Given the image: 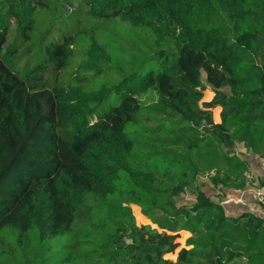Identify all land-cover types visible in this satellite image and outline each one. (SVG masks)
<instances>
[{
	"label": "trees",
	"instance_id": "obj_1",
	"mask_svg": "<svg viewBox=\"0 0 264 264\" xmlns=\"http://www.w3.org/2000/svg\"><path fill=\"white\" fill-rule=\"evenodd\" d=\"M244 153L264 0H0V264H264V219L213 194L246 187Z\"/></svg>",
	"mask_w": 264,
	"mask_h": 264
},
{
	"label": "rangeland",
	"instance_id": "obj_2",
	"mask_svg": "<svg viewBox=\"0 0 264 264\" xmlns=\"http://www.w3.org/2000/svg\"><path fill=\"white\" fill-rule=\"evenodd\" d=\"M201 81L202 83L204 84V87L202 89V93H203V97L201 99V102H210L214 96V93L211 91V87L206 85L205 84V81H204V73L201 72ZM140 101L145 103V104H149L153 101L154 97L152 98V96H141L139 97ZM212 115H213V120L215 123H218L220 121V118H219V112H220V107H214L212 108ZM242 157L244 159H246L247 163L248 162H251V161H255L256 159L253 158V155L249 154V153H244L242 154ZM203 176V175H202ZM204 178H198V184H199V187L202 188V190L206 193V194H209L210 195V191H212V188L209 186L210 184H206L204 185L203 183L204 182H208L207 179L206 180H203ZM209 183V182H208ZM191 192L189 191L187 194H183L180 196L179 199H177V204H184V205H189L193 200H194V197L192 195V193L190 194ZM135 205H130V209H131V212H132V215L134 217V220H135V224L137 226H141V225H147L149 224L151 226V228H154L155 226L154 225H151L150 221L149 223H146V222H141V221H138L135 214H134V207ZM138 207V206H137ZM138 210L140 212V208L138 207ZM141 214V212H140ZM190 236V234L188 232H184V231H181L178 233V237L176 238L175 242L178 244V247L175 249V251L173 253H168V254H165L163 256L164 259H168V260H171V261H174L177 257V253L178 251L185 247V241L186 239ZM239 260V261H238ZM236 260V263H240V259ZM232 264V263H231ZM242 264V261L241 263Z\"/></svg>",
	"mask_w": 264,
	"mask_h": 264
},
{
	"label": "crops",
	"instance_id": "obj_3",
	"mask_svg": "<svg viewBox=\"0 0 264 264\" xmlns=\"http://www.w3.org/2000/svg\"><path fill=\"white\" fill-rule=\"evenodd\" d=\"M261 162L262 161H259L258 159H256L255 161L248 162V169H249L250 175L253 176L254 178H256V180L258 182H260L259 184L263 188V192H264V173H263L262 168L260 166ZM214 192L219 195V199H218V197L216 199L217 200L221 199V202L224 200V196L226 198L227 197H231V198H235V199L241 198V200L243 201L244 206H236V207L233 206L231 208V204L223 205L224 208L227 209V212L228 211H230L231 213L243 212V211L252 212V210L256 209L258 206L256 204V200H255L253 194L250 192L244 193L242 191L240 192L239 190L234 191L233 189H228V188H221L220 190H215V191H213V194H214ZM240 263H241V261H240ZM242 263H243V261H242Z\"/></svg>",
	"mask_w": 264,
	"mask_h": 264
},
{
	"label": "built area",
	"instance_id": "obj_4",
	"mask_svg": "<svg viewBox=\"0 0 264 264\" xmlns=\"http://www.w3.org/2000/svg\"><path fill=\"white\" fill-rule=\"evenodd\" d=\"M260 166H261L262 171L264 173V161H262L260 163ZM244 177L246 178V187L242 190V192L252 193L255 200H256V204L258 205L256 209L252 210V213H254V214L260 216L262 219H264V192H263V189L259 185L256 178L251 176L249 172H246L244 174ZM198 178L199 179L204 178L203 180H206L207 175L206 174H204L203 176L199 175ZM231 203L234 205H237V206H244V203L241 200V198L235 199V198L227 197L221 202L222 205H227V204H231Z\"/></svg>",
	"mask_w": 264,
	"mask_h": 264
},
{
	"label": "water",
	"instance_id": "obj_5",
	"mask_svg": "<svg viewBox=\"0 0 264 264\" xmlns=\"http://www.w3.org/2000/svg\"><path fill=\"white\" fill-rule=\"evenodd\" d=\"M155 228V227H154Z\"/></svg>",
	"mask_w": 264,
	"mask_h": 264
}]
</instances>
